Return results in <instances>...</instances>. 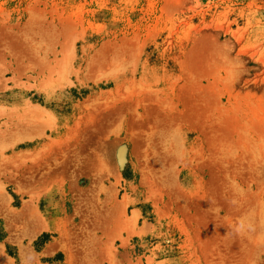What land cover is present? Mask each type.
Returning <instances> with one entry per match:
<instances>
[{"label": "rangeland", "instance_id": "rangeland-1", "mask_svg": "<svg viewBox=\"0 0 264 264\" xmlns=\"http://www.w3.org/2000/svg\"><path fill=\"white\" fill-rule=\"evenodd\" d=\"M263 216L264 0H0V264H264Z\"/></svg>", "mask_w": 264, "mask_h": 264}, {"label": "bare ground", "instance_id": "bare-ground-1", "mask_svg": "<svg viewBox=\"0 0 264 264\" xmlns=\"http://www.w3.org/2000/svg\"><path fill=\"white\" fill-rule=\"evenodd\" d=\"M119 153V152H118ZM121 154V153H120ZM120 154H119V157L121 158L122 156H120ZM122 155V154H121ZM261 209V208H260ZM263 213V212H262ZM261 214V213H260ZM263 215V214H262ZM264 217V216H263ZM263 217H260V218H263Z\"/></svg>", "mask_w": 264, "mask_h": 264}]
</instances>
